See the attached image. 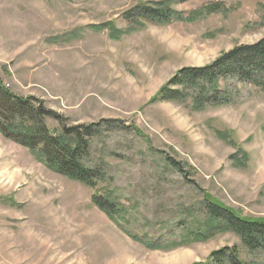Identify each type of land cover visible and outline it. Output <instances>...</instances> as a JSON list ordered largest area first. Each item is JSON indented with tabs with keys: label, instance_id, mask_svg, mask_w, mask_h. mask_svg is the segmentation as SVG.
I'll return each mask as SVG.
<instances>
[{
	"label": "rangeland",
	"instance_id": "obj_1",
	"mask_svg": "<svg viewBox=\"0 0 264 264\" xmlns=\"http://www.w3.org/2000/svg\"><path fill=\"white\" fill-rule=\"evenodd\" d=\"M158 1L184 20L124 18ZM263 36L264 0H0L2 84L69 125L98 124L85 162L104 172L98 188L116 190L127 208L116 224L92 205L93 189L0 135V264H204L225 248L264 264L263 251L230 232L172 250L130 236L163 245L201 231V190L242 216L264 217V81L228 78L220 84L227 102L201 110L189 97L152 102L179 69Z\"/></svg>",
	"mask_w": 264,
	"mask_h": 264
},
{
	"label": "trees",
	"instance_id": "obj_2",
	"mask_svg": "<svg viewBox=\"0 0 264 264\" xmlns=\"http://www.w3.org/2000/svg\"><path fill=\"white\" fill-rule=\"evenodd\" d=\"M124 18L135 25H140L141 19L157 24L184 20L171 7L169 1L141 4L132 11L125 12ZM109 25L107 22L98 28L102 30ZM110 29V34L114 37L118 31L113 27ZM228 78H236L256 86L263 84L264 36L253 44L238 45L222 52L205 66L179 69L160 87L152 102H182L189 97L196 110L207 105L222 106L228 97H220V84ZM47 120L57 122L58 128L50 130ZM105 123L110 124V121L105 120ZM99 127L98 124L69 125L66 118L47 108L42 100L33 96L15 95L0 80V135L5 140L27 149L35 160L51 172L93 189L95 192L91 196L92 205L118 224L127 208L119 202L120 197L116 190L98 188L99 184L104 183V172L88 166L85 162ZM221 138L226 141L225 137ZM171 166L177 172L187 174L179 162L171 160ZM201 195V212L204 213V226L201 231L184 230L178 242L171 241L163 245L140 240L133 235H130L131 238L151 250H172L230 232L240 239L248 251L264 252V217L242 216L202 190ZM237 253L233 248L212 251L209 261L204 264H244Z\"/></svg>",
	"mask_w": 264,
	"mask_h": 264
}]
</instances>
